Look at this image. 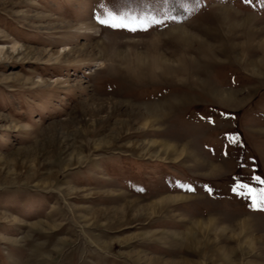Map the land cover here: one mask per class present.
<instances>
[{
    "label": "rangeland",
    "instance_id": "374dc122",
    "mask_svg": "<svg viewBox=\"0 0 264 264\" xmlns=\"http://www.w3.org/2000/svg\"><path fill=\"white\" fill-rule=\"evenodd\" d=\"M256 177L264 0H0V264H264Z\"/></svg>",
    "mask_w": 264,
    "mask_h": 264
},
{
    "label": "snow or ice",
    "instance_id": "6c2138e0",
    "mask_svg": "<svg viewBox=\"0 0 264 264\" xmlns=\"http://www.w3.org/2000/svg\"><path fill=\"white\" fill-rule=\"evenodd\" d=\"M97 20L103 25H107L113 28H131L135 31L136 27H145L146 22L144 20H137L135 17L129 19L126 15L117 14L115 11L108 9L104 16L97 15ZM156 22V21H153ZM255 179L259 180L261 184H264V180H260L259 177ZM241 187H248L247 185H241ZM249 195L253 199L255 205L264 210V188L259 191L255 189H249Z\"/></svg>",
    "mask_w": 264,
    "mask_h": 264
},
{
    "label": "bare ground",
    "instance_id": "6f19581e",
    "mask_svg": "<svg viewBox=\"0 0 264 264\" xmlns=\"http://www.w3.org/2000/svg\"><path fill=\"white\" fill-rule=\"evenodd\" d=\"M169 199H170V198H169ZM171 199H172V200H174V199H178V197H177V198H175V197H174V198H172V197H171ZM243 224H244L243 226L245 227V229H247V230L251 229L250 225H247V223H246V222H245V223H243ZM213 226H214V224H213ZM246 226H247V227H246ZM213 228H214V227H213ZM251 230H252V229H251ZM189 235H190V234H189Z\"/></svg>",
    "mask_w": 264,
    "mask_h": 264
}]
</instances>
